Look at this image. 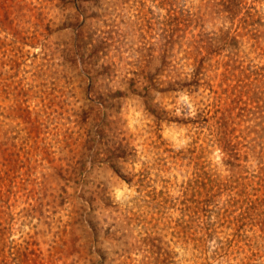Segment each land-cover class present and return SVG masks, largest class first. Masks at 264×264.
Wrapping results in <instances>:
<instances>
[{"label":"rangeland","instance_id":"rangeland-1","mask_svg":"<svg viewBox=\"0 0 264 264\" xmlns=\"http://www.w3.org/2000/svg\"><path fill=\"white\" fill-rule=\"evenodd\" d=\"M0 264H264V0H0Z\"/></svg>","mask_w":264,"mask_h":264}]
</instances>
